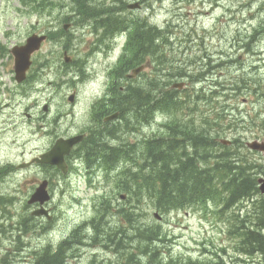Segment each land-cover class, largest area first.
Here are the masks:
<instances>
[{"label": "rangeland", "instance_id": "obj_1", "mask_svg": "<svg viewBox=\"0 0 264 264\" xmlns=\"http://www.w3.org/2000/svg\"><path fill=\"white\" fill-rule=\"evenodd\" d=\"M48 1L54 5L41 12L35 10L38 7L26 6L25 0H0V44L4 47L0 53V166H10L0 178V197L5 203L0 205V256L2 253L6 255L10 264H32L18 258L27 238H32L33 250L36 248L41 252L46 244L56 247L71 235L74 228L90 222L83 231L84 243L75 244L78 249L71 253L69 264L109 263L110 260L125 264L126 260L114 250L140 253L146 241L135 230L136 222L129 223L118 210L121 206L126 207L121 210L137 206L140 223L155 225L161 230V239L155 245L162 253L159 257H163L166 264L187 261L189 257L205 259V264H261V251L247 254L240 235L241 226H252V222L262 214L259 204L263 197L260 194L228 208L225 201L211 200L207 205L194 204L169 213L158 210L145 194L142 197L146 201L141 203L137 202L135 195L131 201H126L129 194L122 187L125 184L123 166H127L130 172L150 168L148 159L140 152L144 145H140L142 135L137 133L119 132L120 142L127 144L121 146L136 144L138 149L132 158L127 157L128 160L110 171L112 175H108V180L93 181L84 169L82 172L77 170L80 163L77 167L74 163L69 175L57 173L54 182L51 178L53 199L49 208L53 219L50 225L45 223L44 228H39L36 220H27L31 211L27 208L28 198L45 177L37 166L19 168L18 165L46 149L47 142H50L49 130L60 126V119L55 122L52 118L64 106L71 108L67 105V98L73 87L81 95L96 87L99 91L100 84V87H105L110 69L123 52L127 37L126 33H119L115 39L108 40L106 50L86 49L92 36L82 34L73 2ZM136 1L143 2V8L130 9L129 4ZM123 2L128 5L125 7ZM97 3L102 4L101 7L122 6L123 11L117 14L130 18L146 17L153 25L165 29L162 37L165 54L160 64L156 62L143 75L148 77L153 72L160 73L159 91L163 92L176 89L166 79L168 73L185 81L187 85L183 91L177 89L176 92L178 106H184V111L178 113L191 114L199 128L211 136L222 131L221 138L233 141L238 138L234 145L236 157L245 153L259 164V173L254 171L258 174L259 183V179L264 177V156L245 148V143L264 139V0H97ZM66 17L76 20V24L67 30L68 34L49 40L34 55L37 61L48 60V63L37 69L39 78L36 82L32 80L33 92L28 93L30 86L21 87L15 80L11 48L25 42L34 32L62 28ZM66 44L70 55L84 60L85 72L81 82H73L79 79V75L74 68L63 64ZM87 95L88 98L89 93ZM45 103L49 105V111L43 109ZM80 104L87 108L84 100ZM219 111L222 118L216 122L211 119L210 123L204 124L207 116L213 118ZM27 113L33 116L28 117ZM45 114L48 119L45 123H50L42 127L45 123L41 117ZM73 117H65L63 124L67 123L72 127L70 130L76 131L81 124H73ZM169 118L170 112H159L156 121L145 128L143 141L149 137L172 136V130H164L161 123ZM124 193L127 197L122 199ZM108 199L113 206L110 211L115 215L108 213ZM103 200L107 205L103 209L105 216L98 220L99 227L96 228L92 219L97 214V207L103 206ZM155 211L161 212L162 221L158 222L154 217ZM25 221L29 222L31 230L24 227ZM120 230H125L127 237L121 236L125 240L109 244L108 232L117 234ZM144 256L147 261L148 257ZM31 258L34 262V251Z\"/></svg>", "mask_w": 264, "mask_h": 264}, {"label": "flooded vegetation", "instance_id": "obj_2", "mask_svg": "<svg viewBox=\"0 0 264 264\" xmlns=\"http://www.w3.org/2000/svg\"><path fill=\"white\" fill-rule=\"evenodd\" d=\"M139 3L143 7V2L139 1ZM106 8L108 9V6H106L104 9ZM89 9L90 12L84 13L80 10V7H78L77 12L74 13L77 17L81 18V21H78L81 22L80 26L82 27V34H90V36H92V38H89L88 40V46L86 49H93L97 51L106 50V48L108 49V40L111 41L114 36L113 31L117 27V20L115 19L108 23L107 15L105 23L98 22L99 19L94 17L96 13L91 11L93 8ZM88 16H92L94 19H87ZM102 18L103 17L100 18V21L102 20ZM127 21L128 16L125 15L123 18V23L126 26H128ZM75 24L76 20H71V22H68V27H70L69 29L74 28ZM139 25V20H134L130 24L131 27H129V36L124 48L125 54L123 56V60L114 62L113 68L110 69H114L109 75V78L112 82L108 78L107 82L105 83V87H100L101 84L98 86V89H100L99 91L96 90V87V89H91L89 92L84 91L82 95L80 94V91L73 87L72 91L69 93V97L70 95L73 96V102L70 101L69 97L67 98L69 103L67 105H70L71 108H65L64 106L56 113L54 118H52V121L55 122L60 119V126H54L53 128H51V130H49L50 142H47L48 146L43 152L49 151L56 143V141L60 138L83 136V140L77 143V145H75L70 153L65 157L68 167L70 168V173L74 169V163L75 167H77L78 163H80V168H77V170L82 172V170L84 169L86 173L92 177L93 180H108V175H112L111 172L108 173V155L112 156L113 159H117L122 150L124 153H128L133 157L132 154L138 149V146L136 144H130L126 147L121 146L127 145L125 142H120L122 137L119 138V132L121 131L127 134L137 133L142 135V141L140 145L143 143L144 145H146V147H144L143 145L142 151L140 152L148 159L150 166H154V169L158 168L160 160L162 159L170 162L175 149H177L183 143H186L194 133L198 135H202L204 133V130L199 128V124L196 122V120L191 118V114L178 113V111H184L183 109H179L175 111L173 110L172 114L170 115L171 122L175 123L161 122L164 130L166 128L172 130V136H155L152 138L149 137L143 141V139L145 138V128L150 127L156 121L159 112H161V98L165 95H169L177 100V89L183 91L187 84L185 81L178 79L176 76L171 77L172 74L168 73L165 77L169 82H171L173 88L176 89H173L169 92H163V90L159 91L160 73L153 72L148 77L143 75L147 69L151 68L152 66L154 67L156 62L160 64L161 58L165 54V45H163L161 42L162 36L159 30H145L144 28H139ZM138 31L143 32V34L139 37H135V34ZM42 33H45L47 36L44 45L47 44L49 40H55L61 35L68 34V32H65L58 28H56L55 30L47 29L42 31ZM140 38H142V45H135L136 47H134V52L130 54V44L132 42H138V39ZM64 48L65 50L63 51V64L65 66L67 64L65 62V55L67 53L71 58V62L69 63L71 64V68H74V71H76L75 73L79 75V79L73 82L83 81L84 73L80 71L79 67L82 66L84 68L82 64L84 60L82 58L78 59L70 55L68 45H65ZM2 50H4V47L0 44V53L2 52ZM136 51H138V55L136 57L138 61L132 63L129 60L135 58ZM47 63L48 60L38 62L34 57L33 63L28 70L26 80L24 81L25 86H30L28 93L33 92L34 82H36V80L39 78L37 76V69H41L42 66L47 65ZM205 65H210V63H205ZM138 67H142V71L134 77H130V72ZM142 78L144 79L143 82ZM33 79H35L34 82L32 81ZM24 83H21V85H23ZM88 93L89 97L87 98ZM82 100L85 101L87 108L81 107L82 104H80V102ZM43 109L45 111H49V105L45 103ZM73 115V124H81L79 129L76 131L70 130V128L72 127L68 126L67 123L66 125L63 124L65 123V117L69 118ZM27 116L31 117L33 115L31 113H27ZM45 120H48L47 114L41 117L42 122L45 123ZM158 121H160L159 118ZM49 123L50 121H48V124ZM48 124L45 123L41 126H48ZM38 132H40L39 129ZM38 132L34 131V133ZM161 140H163L162 143L168 141V145L164 147V150H161ZM117 142H119V144ZM35 158H37V156L33 157L30 161L25 162L26 167L32 168L33 166H37L41 168L42 173L45 177L43 179L51 180V178H53L55 174V171H58V169L56 167L34 163L33 159ZM185 160H187V158H185ZM81 164H83V166H81ZM154 169L153 172H155ZM125 170L130 171L128 167L125 168ZM150 170L151 168L148 169V171ZM141 171L145 170L141 169ZM70 173L68 172L67 175H69ZM37 206L38 205H30L29 208L33 210V208ZM259 209L262 210V214H257L259 216L258 219L261 224H264V200H262ZM29 217L31 221L36 220L39 228H44L45 223H48L50 225L51 222V220L47 222V217L44 216L38 217L30 215ZM24 227L29 228V230L32 229L28 224ZM30 241H32V238H27L26 241L23 242V248L18 253V258L21 262L28 263L30 261L32 264H36L41 259L40 255H42L49 249V244H46L40 252V250L38 249L33 250V246L31 245ZM32 251H34L36 254L34 262L31 258ZM145 255L148 257V260L146 261L145 256L143 255L139 257V261H137L136 264H166L164 261L158 263L156 262V260L160 259L159 254L157 253H147ZM262 258L263 259L261 260V264H264V255ZM152 261H155V263H152ZM3 263L10 264L7 256H4V254L2 253L0 256V264ZM113 264H118V261L113 262ZM167 264L171 263L168 262Z\"/></svg>", "mask_w": 264, "mask_h": 264}, {"label": "trees", "instance_id": "obj_3", "mask_svg": "<svg viewBox=\"0 0 264 264\" xmlns=\"http://www.w3.org/2000/svg\"><path fill=\"white\" fill-rule=\"evenodd\" d=\"M25 1L28 5L30 4L33 7L39 8L41 6V2L37 0ZM142 34L143 32L138 31L135 37H139ZM141 45L142 38L138 39V46ZM137 55L138 51L135 52V58L129 61L132 63L137 62ZM164 103H162V105ZM193 140L196 146L204 144L203 149L200 151L196 150L195 153L202 157H207L208 153L202 154L203 150L206 148L210 152L209 143L207 142V144H205V138L194 136ZM164 147L165 145H161V150H164ZM226 156L229 157L231 154L228 153ZM160 162L164 163L163 168L159 167L157 170H160L162 175L155 180L145 179L144 181H140L136 179H125V184H123L122 187L130 192L128 201H131L134 195L138 203L146 201L147 198L153 201L155 206L161 211L168 213L170 210L176 208L204 203L207 199H223L222 196H225L226 191L230 192L228 195L230 203H235L239 199L249 197L257 189L256 177H254L252 172V165L242 162L237 166L233 158L214 163L213 165L209 164L205 170L198 166L194 158H188L187 160L184 158L183 160L178 157V160L174 161L175 165L172 166L165 159L160 160ZM234 170H236V173H233ZM203 172L208 173L207 180H204ZM217 176L219 177L218 179ZM143 194L147 197H142ZM104 204H106V201H103V205ZM110 204L108 199V213L111 208ZM104 207H107V205H104ZM120 213H122V216H124L129 223L136 222L137 227H135V230L139 236L146 237L147 239H155L162 235L161 230L155 225L150 226L141 224L138 219V213L133 210H121ZM104 215L105 213L101 214V220L104 218ZM98 222L99 221H96V223ZM98 227L99 224H96V228ZM79 231L80 229H77L74 232V236H79ZM116 236L127 237V234H125V230H120L117 234L116 232H108V238H111V242H114L113 239ZM243 236L250 238L253 244L264 245L263 237L259 231L247 230L243 233ZM67 243L68 242L65 241L64 246H66ZM243 244L248 248L249 244L247 241ZM247 248L246 252L248 253L249 249ZM64 256L63 252L58 250L53 256L42 257L36 264H63ZM193 263L196 264L198 262L194 261Z\"/></svg>", "mask_w": 264, "mask_h": 264}, {"label": "water", "instance_id": "obj_4", "mask_svg": "<svg viewBox=\"0 0 264 264\" xmlns=\"http://www.w3.org/2000/svg\"><path fill=\"white\" fill-rule=\"evenodd\" d=\"M134 5L133 7H136ZM45 36H39L38 34H33L27 39L26 44L22 46H16L13 48L12 52L15 56V69H16V78L19 82H22L26 77V72L31 65V56L32 54L39 50L41 44ZM138 70H135V73ZM82 137H76L72 139H61L59 140L56 145L46 154L42 155L41 159L37 161L52 165H57L60 169L64 172H67V165L65 162V155H67L73 146L80 142ZM248 146L254 150H259L264 152V141L255 140L252 142H248ZM261 190L264 192V178L261 180ZM48 181H43L40 186L37 188L35 193L29 200V203H36L39 202L40 204L44 205L47 201L51 199V196L48 191ZM34 214L41 215V214H48V210L44 207L34 211ZM155 216L157 218H161L159 213H156Z\"/></svg>", "mask_w": 264, "mask_h": 264}, {"label": "bare ground", "instance_id": "obj_5", "mask_svg": "<svg viewBox=\"0 0 264 264\" xmlns=\"http://www.w3.org/2000/svg\"><path fill=\"white\" fill-rule=\"evenodd\" d=\"M128 22V21H127ZM203 73V72H202ZM231 163V162H230ZM237 170V169H236ZM255 177V176H254ZM36 249V248H35ZM40 249V248H39ZM42 254V253H41ZM53 254H54V252L53 251H51L50 249H48L47 251H45L42 255H40V257L42 258V257H44V256H53ZM121 259L123 258V256L122 257H120ZM4 264V263H3Z\"/></svg>", "mask_w": 264, "mask_h": 264}]
</instances>
